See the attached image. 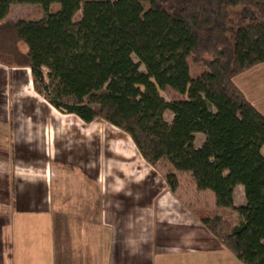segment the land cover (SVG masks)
I'll list each match as a JSON object with an SVG mask.
<instances>
[{"label": "trees", "instance_id": "1", "mask_svg": "<svg viewBox=\"0 0 264 264\" xmlns=\"http://www.w3.org/2000/svg\"><path fill=\"white\" fill-rule=\"evenodd\" d=\"M24 3L45 16L6 21ZM190 57L205 67L196 77ZM263 62L264 0H0V64L29 68L57 110L120 128L149 164L167 159L212 191L218 208L234 209L237 223L201 221L244 264H264V114L235 78ZM167 87L187 98L166 101ZM198 132L206 139L197 147ZM167 182L178 190L175 173Z\"/></svg>", "mask_w": 264, "mask_h": 264}, {"label": "rangeland", "instance_id": "2", "mask_svg": "<svg viewBox=\"0 0 264 264\" xmlns=\"http://www.w3.org/2000/svg\"><path fill=\"white\" fill-rule=\"evenodd\" d=\"M53 6L52 10L60 8L59 4ZM80 15L81 11L75 19H79ZM44 16L40 4H14L6 21L34 20ZM237 19L234 15L231 18L232 38L239 25ZM20 48L27 49L23 43ZM134 59L139 62L137 57ZM189 63L193 77L205 69L197 65L193 57L189 58ZM140 68L146 72L143 64ZM160 94L166 101L187 98V94H180L170 87L160 89ZM165 118L171 121L173 114L166 111ZM20 127L24 129L23 133L26 131L23 145V140L19 141ZM170 173H175L180 181L174 196L177 202L169 205L178 210L172 224L183 225L184 228L190 224L192 229L187 227L182 234H195L196 238L207 242L206 251L194 248L192 254H205L204 264H243L235 256L230 263L215 261L211 257L216 255L224 259L232 254L226 248L213 247L214 244H223L201 221L202 217L220 214L231 223H237L238 215L234 209L218 208L212 191L197 189L191 174L176 172L167 159L155 166L149 164L132 138L120 128L102 119L86 123L73 114L57 110L37 92L29 68L14 71L0 64V205L10 200L6 196L7 190L16 191L17 178L30 182L34 193L39 190L36 183H47L52 190L51 197H60L64 211H60L59 217L62 225L60 244L67 257L65 263L69 264L68 256L80 259L83 264L91 263L92 259L94 261L95 246L92 248L91 238L108 240L107 243L100 241L102 245L98 248L108 253L109 250L113 253L122 248L119 244L113 245L122 236L134 237L133 234L141 233L144 238H149V225L159 223L158 216L150 212L156 210L154 202L158 195L171 190L167 182ZM242 192L234 194L237 206L246 204L243 187ZM64 202L72 209L78 204V212H72L70 216H75L70 230L66 228L69 216L67 220L64 218ZM91 209L93 213L85 212ZM22 211L20 205L11 212L14 218L11 231L15 240H18L19 232V237L28 232L29 247L27 251L26 247L23 248V258L31 260L32 264H53L55 240L52 215L27 212L24 218ZM91 225L93 230H90ZM138 225H142L141 232L134 228ZM96 229L99 231L96 232ZM209 238L213 240H207Z\"/></svg>", "mask_w": 264, "mask_h": 264}, {"label": "crops", "instance_id": "3", "mask_svg": "<svg viewBox=\"0 0 264 264\" xmlns=\"http://www.w3.org/2000/svg\"><path fill=\"white\" fill-rule=\"evenodd\" d=\"M16 70H18V68L14 69V71ZM3 76H5V74H3ZM235 82L238 87L244 92L246 97L255 105V107L262 114H264V62L249 69L245 73L238 75L235 78ZM18 129L22 131V133H20L21 135L19 137V141L23 140V142H21V144L23 145L25 143L23 135L26 131H24L23 133L24 129H22V127ZM195 136V145L198 147L206 139V136L205 134L200 132L196 133ZM199 138L200 140H198ZM22 179L17 178L15 180L16 191L14 193L12 190H7L6 196L10 199L8 203L0 205V264H32L31 260H28L27 258L24 259L22 256L23 248L26 247L27 251V247H29L27 235L28 232L24 233V235L22 234L21 237H19V232L17 234L18 240H15L16 237L14 236L13 231H11V225L13 227L12 220L14 219L13 216H11V212H13L14 209L18 208L20 205H22L23 210V214L21 213V216H23L24 218H26L27 212H34L36 214L43 212L52 215L51 222L53 223L52 229L54 231L55 240L53 244V264H68L65 263L67 262V257L64 252L65 250H62V244H60V241H62V225L60 223L61 217H59L60 211L62 212L60 197L54 196L52 198L51 188L49 189L46 185L47 183L43 184L42 182L36 183L37 185H39V190L38 192L34 193L32 192L34 187L31 188L30 182H23ZM19 182H21V184ZM11 184L14 188L15 183L13 184L12 181ZM242 187L243 185H238L235 188L234 194L236 191L242 192ZM175 194H177V192L166 190L162 193V196L158 195L157 201L154 202L156 210H151L150 213H155V215L158 216L157 219L159 223L149 225L151 229V235L149 236V238H144L143 236H141V233L133 234L134 237H123L121 235L122 237L118 238L117 242H115L113 245L119 244L120 246H122V248L116 249V252L113 253L110 252V250L108 253L104 250L98 249L102 245L100 244V241H104L105 243H107L108 240L96 237L91 238L90 240L92 243V248L95 246L93 248L95 252L94 261L97 262H94L92 259V262L87 264H204L206 261V255L192 254V252L195 251L194 248H196V250L198 251H206L207 242L196 238L195 234H182V230H186L187 227L192 229L190 224H187V227L185 228L183 225L177 226L172 224V221H175L174 215L178 213L177 208H174V206L169 207V205H174L177 202L176 198L174 197ZM63 206L66 208V216L64 217L66 220L67 216L70 217L72 215V212H78V204H76L75 206L73 205V209L71 208V206L69 207V205H67V202H64ZM184 208L188 209V211L191 210L185 206ZM92 211L93 210L91 209L90 211L85 212L91 214L93 213ZM69 217L68 227L66 228L70 230L72 229L71 224L75 219V216H73L72 218ZM141 227L142 225H138L134 228L141 232ZM90 230H93L92 225L90 227ZM97 231L99 230L96 229V232ZM210 238L207 240L212 241L213 239ZM223 245L214 244L213 247L227 249V247L225 245V247H223ZM139 246H142V248L140 249ZM106 253L108 254L106 255ZM233 256V254L228 255L224 259H222L223 257L216 255H212L211 257L219 262L222 260L226 263H230V261H232L234 258ZM68 259L69 264H83L80 259H75L72 256H68Z\"/></svg>", "mask_w": 264, "mask_h": 264}]
</instances>
